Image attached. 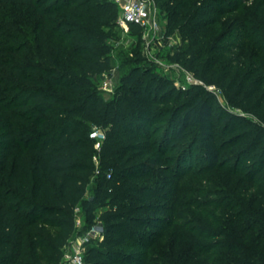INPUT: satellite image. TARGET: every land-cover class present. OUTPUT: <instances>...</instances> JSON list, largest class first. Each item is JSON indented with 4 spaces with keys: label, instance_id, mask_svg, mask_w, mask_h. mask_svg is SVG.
<instances>
[{
    "label": "trees",
    "instance_id": "obj_1",
    "mask_svg": "<svg viewBox=\"0 0 264 264\" xmlns=\"http://www.w3.org/2000/svg\"><path fill=\"white\" fill-rule=\"evenodd\" d=\"M153 1L168 13V33L198 50L187 44L176 60L264 124V0ZM240 10L258 60L219 67L202 33ZM116 15L110 0H0V264H59L76 234L75 211L89 227L100 203L103 239L87 244L85 264H264V129L233 113L223 118L213 94L195 86L175 97L180 104L153 140L151 125L168 113L153 108L170 104L173 91L144 94L132 65L140 52L131 50V61L103 42L101 29ZM115 56L134 93L121 85L105 101L97 85ZM95 128L105 134L99 151L89 138ZM211 171L238 176L237 185L184 203L181 179L210 182L203 175ZM182 204L192 210L193 235L212 242L189 243L173 225ZM179 240L190 246L174 256L169 246Z\"/></svg>",
    "mask_w": 264,
    "mask_h": 264
},
{
    "label": "rangeland",
    "instance_id": "obj_2",
    "mask_svg": "<svg viewBox=\"0 0 264 264\" xmlns=\"http://www.w3.org/2000/svg\"><path fill=\"white\" fill-rule=\"evenodd\" d=\"M116 12L117 15L114 21L111 22V26L103 27L101 29L104 32L103 42H106V44H110V46H112V52H124L125 58L130 59L131 61L133 60V56L132 54H129V52L134 49L140 52L142 58L139 61L133 60L132 65L133 67L136 66L142 70L141 78H143V83L141 85V88L144 94L151 92V95L153 96L156 90L162 88H166V92L173 91V95L171 98L172 101L170 104H159L157 106H154L153 108V112L157 115L161 114V112L163 111L165 112L168 110L165 118L157 119L156 122L151 125V132L156 133L153 136V140H159L161 138V126H164L165 120L170 115V110L180 104V101H176L175 97L181 95L183 96L182 98H186L187 96H189L190 90H192V88L195 86H200L206 91L213 94L217 101V114H219L223 118L227 113H233L245 118L251 124H254V126H259L264 129V124H262L255 116L244 112L243 110H240L232 99L229 100L228 98L224 97L213 84L207 83L204 80L196 79L193 76L192 72L186 70L183 67V64L176 60L177 56H182L185 54L187 50V48H185V45L187 44L190 47L193 46L192 50L194 52H197L198 50H196V46L191 45V43L189 44V39L183 40L177 31L171 34L168 33V13L160 8L158 4L152 7V12L156 14V18L159 22L161 34L163 37L158 41L151 42L148 46H146L142 39L143 34L141 31L139 33L135 31V29L133 30L132 28H130V26H128L127 29L120 27L118 23L120 17L119 5H116ZM246 16V11L244 10L227 14L219 20V22L213 29L208 28L202 33L203 37H208L206 39L207 46L205 50L208 51L210 47V55L212 56L213 62L219 67L226 64L230 65L233 69L243 66L246 67L251 62H255L258 60L256 49L251 44L254 35L249 34V21L247 20ZM198 39L201 40L202 36H200ZM119 60H117V57L115 56L114 67L111 69L112 77L110 80V89L108 91H103L101 89V82L103 81V79L100 80L97 85L99 90L104 92L101 97L105 101L112 100L114 98L115 90L121 85L125 89L130 90L131 93H134V88L132 87V83L130 81H121L122 77L125 76L126 73L121 70V63ZM153 73L159 76L155 80L153 79V77H151ZM195 81L197 83H195ZM112 107L114 108V105ZM225 169H232L231 163H227ZM241 171H243V168L238 169L237 172ZM226 173L227 172L222 171H211L203 175L211 179L210 182H201L195 179H189L188 175L184 176L179 184L180 193L181 196H183V202L188 203V201H204L207 198H216L217 195L221 196V193H214V190H220V188H233L235 185H237L236 183L238 176H232ZM159 178L161 177L157 176L156 181ZM153 179L154 178H152L151 180ZM220 183L222 185H220ZM94 186L95 184L92 179L91 183L87 187V198L93 196ZM200 189H207L210 192H198V190ZM189 191L190 193H188ZM161 204H163L161 206L166 208L164 197ZM105 211H107V206L105 205V203L96 205V218H98ZM191 212L192 210L187 205L182 204V206H179L178 212H176V219H173V225L178 227L182 226L180 227V229L182 230L181 232H183L188 237L187 240L189 241V243L192 242L198 246L209 244L210 242H212V240H204L193 235L196 234L198 230H194V228L192 227L193 224L189 223L192 220ZM156 214L158 216H167V213H165V211H159L156 212ZM74 218L76 225V234L73 239L75 240L87 230V227L85 225V214L82 208H78L75 211ZM152 230L155 229L150 228L149 231ZM94 241L96 240H90V242ZM182 242L183 241L180 240L177 241L173 248L169 246V249L174 256H177L178 251L182 252L190 246L187 241H185L184 243ZM67 250L68 248L63 251V256L59 264H68L64 259V255L67 253ZM164 258L166 259V257Z\"/></svg>",
    "mask_w": 264,
    "mask_h": 264
},
{
    "label": "built area",
    "instance_id": "obj_3",
    "mask_svg": "<svg viewBox=\"0 0 264 264\" xmlns=\"http://www.w3.org/2000/svg\"><path fill=\"white\" fill-rule=\"evenodd\" d=\"M115 5L120 6V27L127 29L132 25L140 29L142 32V39L146 46L151 42L160 40L163 36L161 34V28L156 18V14L152 12V7L156 4L153 0H112ZM111 75L104 74L103 81L101 82V89L108 91L111 87ZM195 83H197L195 81ZM89 138L94 141L95 150L99 151L102 142L105 139L103 130L95 128L90 134ZM97 162L96 157L94 158ZM106 178H111V172L106 174ZM104 230L99 222L98 218L94 223L87 227L85 233L75 240L72 238L65 246L63 251L68 248L67 253L64 255V259L68 264H85L84 253L87 244L91 239L101 241L103 239Z\"/></svg>",
    "mask_w": 264,
    "mask_h": 264
}]
</instances>
